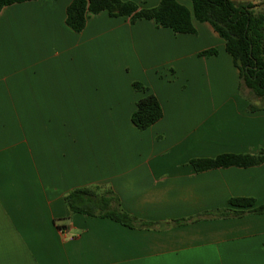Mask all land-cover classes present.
Here are the masks:
<instances>
[{
	"label": "crops",
	"instance_id": "0c3cea01",
	"mask_svg": "<svg viewBox=\"0 0 264 264\" xmlns=\"http://www.w3.org/2000/svg\"><path fill=\"white\" fill-rule=\"evenodd\" d=\"M122 1L152 9L162 0ZM71 2L0 13V264H264V214L251 212L264 206V163L191 165L264 153V100L240 88L225 42L208 23L181 35L106 12L75 33ZM149 94L163 117L140 131L132 115ZM84 188L112 191L154 228L73 214L65 197ZM225 209L244 213L217 216Z\"/></svg>",
	"mask_w": 264,
	"mask_h": 264
},
{
	"label": "trees",
	"instance_id": "16d2710c",
	"mask_svg": "<svg viewBox=\"0 0 264 264\" xmlns=\"http://www.w3.org/2000/svg\"><path fill=\"white\" fill-rule=\"evenodd\" d=\"M36 0H0V13L6 7ZM191 10L177 0H162L156 8L140 9L133 2L122 0H72L66 11V25L75 33H82L88 18L106 12L113 18H128L131 24L140 20L153 21L158 26L171 29L175 34H196L194 22L208 23L226 44V51L239 70L240 88L264 100V1L258 4L235 5L231 0H186ZM216 50H208L202 56H214ZM135 92L147 93L141 83H133ZM254 109L253 107L251 108ZM163 109L155 95L149 94L137 103L132 122L145 131L160 121ZM264 163V153L257 156L224 154L213 159H196L191 165L202 172L217 168H249ZM73 214L110 219L128 228H154L153 224L138 221L120 207L112 191L97 193L93 188L77 189L65 197ZM230 205L253 208L252 199H233ZM253 213L264 214V206L254 208ZM244 212L229 209L217 211L219 217L227 218ZM188 221H175L173 226Z\"/></svg>",
	"mask_w": 264,
	"mask_h": 264
}]
</instances>
